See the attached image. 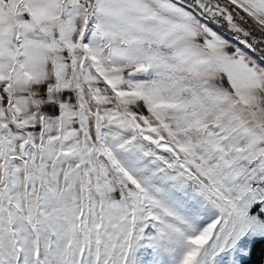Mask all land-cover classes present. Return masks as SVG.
I'll use <instances>...</instances> for the list:
<instances>
[{"label":"snow or ice","instance_id":"obj_1","mask_svg":"<svg viewBox=\"0 0 264 264\" xmlns=\"http://www.w3.org/2000/svg\"><path fill=\"white\" fill-rule=\"evenodd\" d=\"M0 264H264V0H0Z\"/></svg>","mask_w":264,"mask_h":264}]
</instances>
